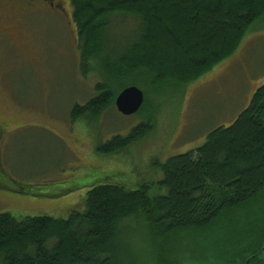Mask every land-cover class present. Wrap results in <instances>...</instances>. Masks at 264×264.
<instances>
[{
    "label": "trees",
    "instance_id": "obj_1",
    "mask_svg": "<svg viewBox=\"0 0 264 264\" xmlns=\"http://www.w3.org/2000/svg\"><path fill=\"white\" fill-rule=\"evenodd\" d=\"M71 4L80 72L99 79L94 95L72 108L73 123L100 117L127 87L142 86L149 94L165 84L191 83L231 57L249 26L264 17V0ZM119 17L133 18L139 27L127 46L110 50L104 39ZM141 129L99 150L118 154L139 140ZM157 169L162 179L156 186L164 192L152 197L149 185L129 189L98 179L87 187L84 208L66 219L0 214V264H130L134 258L117 240L141 223L150 228L161 263L179 264L188 254L191 261L184 264H191L201 254L207 256L203 264H264V84L230 126L214 129L201 147ZM180 234L184 240L174 250L170 243L160 250L170 239L165 237Z\"/></svg>",
    "mask_w": 264,
    "mask_h": 264
},
{
    "label": "rangeland",
    "instance_id": "obj_2",
    "mask_svg": "<svg viewBox=\"0 0 264 264\" xmlns=\"http://www.w3.org/2000/svg\"><path fill=\"white\" fill-rule=\"evenodd\" d=\"M34 10L26 15L0 6V214L18 220L68 218L84 208L87 187L98 179L129 189L149 185L151 197L163 193L156 186L162 179L157 166L201 147L214 129L230 126L264 84L262 17L231 57L191 83L165 84L149 94L141 86L147 97L137 114L123 116L111 107L98 118L73 123L72 108L94 95L99 79L80 72L72 4L66 2L63 13ZM113 22L104 39L110 50L127 46L139 27L133 18ZM94 66L90 60L89 69ZM137 127L140 138L127 149L113 155L99 150ZM262 201L253 202L254 208ZM151 235L142 223L120 235L117 243L134 258L130 264H165ZM182 237H165L170 239L160 240V250L164 243L174 250ZM190 259L182 255L179 264ZM206 259L199 254L191 264Z\"/></svg>",
    "mask_w": 264,
    "mask_h": 264
},
{
    "label": "water",
    "instance_id": "obj_3",
    "mask_svg": "<svg viewBox=\"0 0 264 264\" xmlns=\"http://www.w3.org/2000/svg\"><path fill=\"white\" fill-rule=\"evenodd\" d=\"M144 102V94L137 87L131 86L123 89L116 97L114 106L123 116L135 115Z\"/></svg>",
    "mask_w": 264,
    "mask_h": 264
},
{
    "label": "flooded vegetation",
    "instance_id": "obj_4",
    "mask_svg": "<svg viewBox=\"0 0 264 264\" xmlns=\"http://www.w3.org/2000/svg\"><path fill=\"white\" fill-rule=\"evenodd\" d=\"M71 0H0V6L4 8H19L20 11L26 15L35 13L36 6L44 8V10H51L63 13L64 4ZM0 27H3L0 23Z\"/></svg>",
    "mask_w": 264,
    "mask_h": 264
}]
</instances>
